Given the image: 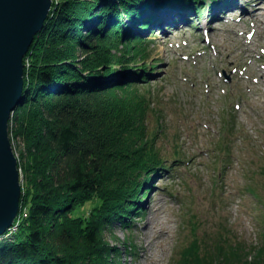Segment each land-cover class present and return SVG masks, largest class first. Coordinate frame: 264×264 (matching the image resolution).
<instances>
[{"label":"trees","instance_id":"1","mask_svg":"<svg viewBox=\"0 0 264 264\" xmlns=\"http://www.w3.org/2000/svg\"><path fill=\"white\" fill-rule=\"evenodd\" d=\"M176 3L198 10L204 0H53L10 119L28 216L0 240V264L122 263L106 231L131 222L147 176L164 164L147 122L151 40L136 30ZM249 256L221 233L195 236L172 264H264V244Z\"/></svg>","mask_w":264,"mask_h":264},{"label":"rangeland","instance_id":"2","mask_svg":"<svg viewBox=\"0 0 264 264\" xmlns=\"http://www.w3.org/2000/svg\"><path fill=\"white\" fill-rule=\"evenodd\" d=\"M246 1L238 0L245 15L238 8L219 20L205 13L138 29L151 40L147 122L164 164L147 176L142 216L132 210L129 224L114 220L106 231L120 244L121 264H172L195 236L237 239L249 258L264 244V11L251 17L257 4ZM9 134L23 187L18 139ZM19 214L28 216L21 200ZM159 227L166 234L151 247Z\"/></svg>","mask_w":264,"mask_h":264},{"label":"water","instance_id":"3","mask_svg":"<svg viewBox=\"0 0 264 264\" xmlns=\"http://www.w3.org/2000/svg\"><path fill=\"white\" fill-rule=\"evenodd\" d=\"M51 7L52 0H0V236L13 227L22 195L9 121L24 97V57Z\"/></svg>","mask_w":264,"mask_h":264},{"label":"bare ground","instance_id":"4","mask_svg":"<svg viewBox=\"0 0 264 264\" xmlns=\"http://www.w3.org/2000/svg\"><path fill=\"white\" fill-rule=\"evenodd\" d=\"M250 1H255V2H257L258 1V4H257V6L260 4V0H248V2H250ZM261 10V11H260ZM263 11H264V9H263V7H258V8H254V9H252L250 12H249V15L251 16V17H253V18H255V17H258L261 13H263ZM173 14V10H172V12L170 13V14H167V15H165V16H163L162 18H157V22H156V25L157 26H163V25H165V24H168L169 23V21H173L174 19V16H180V19H182V17H184L185 15H184V11L183 10H181L180 9V11L179 12H177V13H175L174 15H172ZM185 18V17H184ZM174 22V21H173ZM172 24V23H171ZM162 209V206H156V208H155V211H160ZM143 209H141L138 213H137V215L138 216H142V214H143V211H142ZM162 224H163V221L161 222ZM153 229H155V227L154 226H152V228H151V230H153ZM158 231L160 232L159 234H156L153 238H151V240L149 241V245H151V247H153V244H154V240H158V239H160L161 237H160V234H161V236H163L164 234H166V231H165V229H163L162 227H159V229H158ZM4 235H6V234H4ZM3 236V235H2ZM148 239H150V237H148ZM1 240V239H0ZM150 258V257H149ZM148 258V259H149Z\"/></svg>","mask_w":264,"mask_h":264},{"label":"built area","instance_id":"5","mask_svg":"<svg viewBox=\"0 0 264 264\" xmlns=\"http://www.w3.org/2000/svg\"><path fill=\"white\" fill-rule=\"evenodd\" d=\"M21 218H22L21 214H19L17 219H16V221H15V223H14V225H13V227L8 230L6 235L0 236V239H5V238L10 237L17 230L19 225L21 224Z\"/></svg>","mask_w":264,"mask_h":264}]
</instances>
